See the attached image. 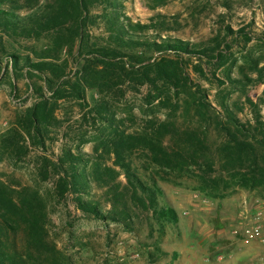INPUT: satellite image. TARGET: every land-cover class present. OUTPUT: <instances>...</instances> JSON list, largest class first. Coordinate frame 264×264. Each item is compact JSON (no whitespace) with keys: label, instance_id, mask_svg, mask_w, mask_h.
I'll list each match as a JSON object with an SVG mask.
<instances>
[{"label":"rangeland","instance_id":"obj_1","mask_svg":"<svg viewBox=\"0 0 264 264\" xmlns=\"http://www.w3.org/2000/svg\"><path fill=\"white\" fill-rule=\"evenodd\" d=\"M112 1V8L121 21L149 23L151 17L163 14L175 28L167 31L150 28L133 33L134 36L149 40L175 38L193 44H208L216 36L227 42L228 49L223 50L226 54L224 64L183 55L190 78L188 93H196L194 98L200 95L196 90L203 93L211 104V114L223 117L233 114L250 124L264 120V0H166L154 8L151 6L156 0ZM229 28L232 32L227 35ZM88 31V41L92 44H110L105 11L101 6L93 7ZM28 43L39 47L46 39ZM132 52L140 57L158 55L149 51L141 53L138 49ZM67 58L68 71L73 76L78 59L72 61L70 55ZM193 65L202 71H193ZM13 82L15 89L10 85L9 76L0 79V135L13 123L17 113L37 99L24 79ZM38 83L43 84L40 80ZM120 87L125 89L123 95L110 99V111L119 128L127 132L151 131L154 118L160 122L169 121L175 123L176 132L165 135V145L181 142L184 132L199 133L209 148L207 156L212 157L220 137L206 120L195 115L192 109L186 110L184 100L190 101V96L183 94L181 99H173L177 104L173 110L165 103H148L146 86L134 91L126 85ZM84 93L85 102L81 106L77 101L58 99L55 115L59 124L48 127L43 149L30 144L28 139L29 152L19 162L8 159L0 149V182L10 189L26 186L37 190L47 202L48 240L54 245L56 254L39 264H227L238 241L249 238L247 220L251 209L259 210L264 217V196L260 189L234 187L223 196L211 195L200 189L197 169L195 173L186 174L157 166L141 148H135L129 157L131 172L135 175L132 185L124 170L113 163V155L105 153L97 144L100 127L91 119L90 110L98 95L90 87ZM44 94L49 95L46 90ZM95 145L98 152L94 150ZM65 147L84 158L77 165L86 181V191L80 195L96 202L104 212L112 209L115 196L126 199L131 214L127 224L98 219L81 211L74 202L78 192L68 191L62 200L51 197L57 175L41 180L38 157L44 155L55 161ZM99 152H104L101 168L112 170L110 182L115 195L92 177ZM135 179L154 192L157 209L172 206L177 221L160 218L153 208L133 201L134 194L146 204L149 201L146 193L149 191L141 190ZM258 223L263 226L264 218ZM260 229L264 234V226Z\"/></svg>","mask_w":264,"mask_h":264},{"label":"trees","instance_id":"obj_2","mask_svg":"<svg viewBox=\"0 0 264 264\" xmlns=\"http://www.w3.org/2000/svg\"><path fill=\"white\" fill-rule=\"evenodd\" d=\"M165 1L156 0L151 8ZM113 5L112 0H0V79L9 76L10 85L15 89L13 80L22 78L37 96L30 106L16 114L13 123L0 135L3 154L14 162L21 161L29 152L28 139L30 144L43 149L48 127L59 124L55 115L58 99L77 101L81 106L85 102L84 90L90 87L98 95L90 110L91 119L100 127L97 144L105 153L113 155V163L124 170L132 185L135 175L131 172L129 157L135 148H141L157 166L186 174L195 173L197 169L200 189L211 195L223 196L239 187L260 189L264 196V120L250 124L233 114L225 117L211 114V104L203 93L196 90L200 93L196 98L193 97L196 93H188L190 78L183 55L224 64L223 50L228 49L227 42L216 36L208 44L175 38L143 39L133 33L150 28L162 31L175 28L163 14L151 17L149 23H126L114 12ZM94 6H101L105 11L108 46L88 41L89 18ZM231 32L229 28L226 33ZM42 39H46V43L39 47L28 43H39ZM133 49L158 55L140 57ZM68 55L72 61L78 59L73 76L68 71ZM193 71L202 69L193 65ZM120 85L133 91L146 86L148 103H165L173 110L177 106L173 99H181L183 94L190 96V101L184 100L186 110L192 109L195 115L206 120L220 137L212 157L207 156L209 148L199 133L184 132L181 142L165 145V135L176 132L175 123L169 121L154 118L151 131L127 132L119 128L110 111V99L123 95L125 89ZM94 150L98 152L96 145ZM104 152L97 153L92 177L115 195L110 182L111 168H101ZM83 160L82 155L65 147L55 161L44 155L38 157V175L41 180L57 175L51 197L62 200L66 192H78L74 202L81 211L98 219L127 224L131 214L126 199L115 196L112 209L104 212L96 202L80 195L86 191L84 172L77 168ZM135 182L141 190L149 191L146 192L149 201L146 204L135 194L133 201L153 208L160 218L177 221L172 206L157 209L154 192ZM47 223V202L37 190L26 186L10 189L0 182V264H39L55 256V247L48 240Z\"/></svg>","mask_w":264,"mask_h":264},{"label":"crops","instance_id":"obj_3","mask_svg":"<svg viewBox=\"0 0 264 264\" xmlns=\"http://www.w3.org/2000/svg\"><path fill=\"white\" fill-rule=\"evenodd\" d=\"M259 210L255 211L251 209V214L248 216L247 223L249 231V238L245 241H238L239 245L236 247L235 252L229 255L231 258L226 260L227 264H264V234L262 229L258 233L253 232V227L256 223L264 218ZM258 212V213H257ZM264 226V224H263ZM261 224V227H263ZM254 235H258V238H253ZM256 241H254V240ZM221 259V256H218Z\"/></svg>","mask_w":264,"mask_h":264},{"label":"built area","instance_id":"obj_4","mask_svg":"<svg viewBox=\"0 0 264 264\" xmlns=\"http://www.w3.org/2000/svg\"><path fill=\"white\" fill-rule=\"evenodd\" d=\"M261 213H259V215H260ZM260 228H261V224L260 223H256L255 225H254V227H253V232L254 233H258V231L260 230Z\"/></svg>","mask_w":264,"mask_h":264}]
</instances>
